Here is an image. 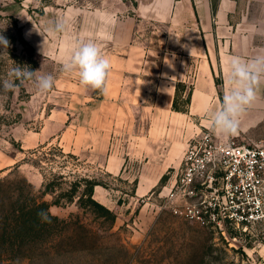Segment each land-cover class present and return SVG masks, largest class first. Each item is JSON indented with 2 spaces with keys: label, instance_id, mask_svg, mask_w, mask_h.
<instances>
[{
  "label": "rangeland",
  "instance_id": "obj_1",
  "mask_svg": "<svg viewBox=\"0 0 264 264\" xmlns=\"http://www.w3.org/2000/svg\"><path fill=\"white\" fill-rule=\"evenodd\" d=\"M138 1L0 0V37L5 40L0 41V178L27 179L37 198L50 202V212L66 219L36 256L5 257L0 264H264V220L243 234L222 235L161 209L159 192L175 171H167L165 183L138 197L139 163L131 168L128 159L120 172L107 171L93 128L83 127L86 107L103 99L104 92L82 85L78 73L65 72L63 65L81 42L96 43L104 55L126 54L131 38L157 45L159 25L137 15ZM57 20L66 22L64 31L54 30ZM21 34L35 47L34 54ZM17 69L36 71L29 79L17 75ZM41 75L53 77L51 89L38 87ZM256 116L257 110H249L247 120ZM244 122L237 123L230 138L264 145V118ZM85 177L101 182L93 197L116 213L114 222L79 204L84 185L69 200L66 194ZM50 182L52 190L44 192Z\"/></svg>",
  "mask_w": 264,
  "mask_h": 264
},
{
  "label": "crops",
  "instance_id": "obj_2",
  "mask_svg": "<svg viewBox=\"0 0 264 264\" xmlns=\"http://www.w3.org/2000/svg\"><path fill=\"white\" fill-rule=\"evenodd\" d=\"M215 1L213 7L212 0H140L134 11L159 25L158 44L132 43L131 38L126 54H106L111 62L107 92L86 107L83 127L93 128L107 171L120 172L128 159L131 168L139 163L138 197L180 167L189 142L201 130L210 127L220 138H230L211 117L224 107L220 93L225 99L242 86L233 76V58L249 65L244 83L252 90L237 121L252 125L264 118V64L252 63L264 57V0L244 5ZM179 83L191 90L187 111L173 108ZM252 109L256 121L247 120Z\"/></svg>",
  "mask_w": 264,
  "mask_h": 264
},
{
  "label": "built area",
  "instance_id": "obj_3",
  "mask_svg": "<svg viewBox=\"0 0 264 264\" xmlns=\"http://www.w3.org/2000/svg\"><path fill=\"white\" fill-rule=\"evenodd\" d=\"M159 195L161 209L181 219L243 234L264 220V145L222 139L207 127Z\"/></svg>",
  "mask_w": 264,
  "mask_h": 264
},
{
  "label": "trees",
  "instance_id": "obj_4",
  "mask_svg": "<svg viewBox=\"0 0 264 264\" xmlns=\"http://www.w3.org/2000/svg\"><path fill=\"white\" fill-rule=\"evenodd\" d=\"M212 4L215 7L216 1L212 0ZM21 42L27 45L29 53H35V47L22 34ZM34 62L37 63L35 60ZM217 83H220L218 79ZM184 91L185 96H182ZM190 98L191 90H186V85L179 83L173 108L187 111ZM168 177V174H164L159 183H165ZM98 184L101 182L97 179L82 178L73 184L66 195L72 201L78 188L84 185L78 198L79 204L112 223L116 219V213L93 197L94 187ZM52 185V182L48 183L44 192L52 190ZM31 188V184L25 178L18 180L0 178V262L5 257L13 260L31 259L36 256L39 246L46 243V239L51 238L53 234L58 235L55 232L58 225L66 223V219L52 214L49 210L50 202L38 199ZM58 202V199L54 201V203ZM62 235L64 238H69L65 233Z\"/></svg>",
  "mask_w": 264,
  "mask_h": 264
},
{
  "label": "clouds",
  "instance_id": "obj_5",
  "mask_svg": "<svg viewBox=\"0 0 264 264\" xmlns=\"http://www.w3.org/2000/svg\"><path fill=\"white\" fill-rule=\"evenodd\" d=\"M67 25L64 20H57L54 25V30L64 31ZM42 34V33H41ZM0 41H5L0 37ZM253 64H264V57H257ZM233 76L242 82L240 88L233 89L225 96L224 107L212 114L213 125L216 129L231 133L237 127V116L243 106L252 95L251 87L244 82L249 76V65L245 64L239 58H233L231 61ZM111 68L110 59L104 55L96 43L88 41L81 42L79 47L74 51L69 62L63 65L65 72L78 73L80 83L84 86H90L94 89H99L102 92H107L106 78ZM17 75H23L25 78L31 79L35 71L26 69L21 73L18 69ZM38 87L43 90H49L54 86V79L51 75H41L36 77ZM10 85L5 82V87ZM42 215V213H41Z\"/></svg>",
  "mask_w": 264,
  "mask_h": 264
}]
</instances>
